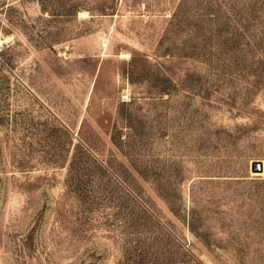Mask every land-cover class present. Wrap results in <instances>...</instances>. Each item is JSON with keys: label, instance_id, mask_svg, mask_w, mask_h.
<instances>
[{"label": "rangeland", "instance_id": "1", "mask_svg": "<svg viewBox=\"0 0 264 264\" xmlns=\"http://www.w3.org/2000/svg\"><path fill=\"white\" fill-rule=\"evenodd\" d=\"M0 264H264V0H0Z\"/></svg>", "mask_w": 264, "mask_h": 264}, {"label": "water", "instance_id": "2", "mask_svg": "<svg viewBox=\"0 0 264 264\" xmlns=\"http://www.w3.org/2000/svg\"><path fill=\"white\" fill-rule=\"evenodd\" d=\"M258 165H260L258 166V170H261V161H258Z\"/></svg>", "mask_w": 264, "mask_h": 264}]
</instances>
